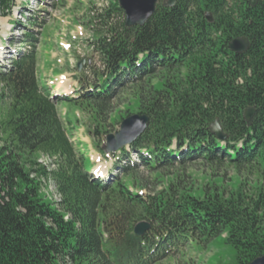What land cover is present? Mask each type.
Returning <instances> with one entry per match:
<instances>
[{
    "label": "trees",
    "instance_id": "obj_1",
    "mask_svg": "<svg viewBox=\"0 0 264 264\" xmlns=\"http://www.w3.org/2000/svg\"><path fill=\"white\" fill-rule=\"evenodd\" d=\"M164 1L144 26L127 28L117 0L91 21L103 31L94 43L102 67H90L92 79L81 71L80 95L68 101L86 115L94 149L103 153L125 117L150 119L129 147L139 163L126 153L109 181L88 171L59 99L43 87L36 35L22 34L31 50L0 65V264H161L218 238L233 264L264 256V0ZM13 6L0 0V18ZM241 37L250 47L233 53L229 43ZM43 154L59 159L51 174L59 204L41 190ZM197 162L212 172L201 186L187 172ZM142 168L155 175L151 187ZM224 168L234 172L227 184L216 176ZM142 221L152 229L139 237Z\"/></svg>",
    "mask_w": 264,
    "mask_h": 264
},
{
    "label": "rangeland",
    "instance_id": "obj_2",
    "mask_svg": "<svg viewBox=\"0 0 264 264\" xmlns=\"http://www.w3.org/2000/svg\"><path fill=\"white\" fill-rule=\"evenodd\" d=\"M110 1L112 2L114 0H15L12 9V16L0 19V65L9 64L10 60L15 56V52L20 48L19 42L22 40V33L31 31L38 36L39 44L37 48L40 47L43 36L45 44L41 47L42 51L40 59H43V61L47 59L49 60L52 48L54 53V56L51 59L54 64L52 68L55 69V72L53 73L56 74V72H61L60 76L57 77L58 79L56 78V81L54 80L52 83L50 81L52 71L50 73L48 71L45 73V77L40 76V78L43 82L46 81V84L55 90V94H59L58 92H60L56 91V88L66 86L67 91H65V94L72 98L75 94L72 90L77 88L78 85H75L76 77L74 73L76 72L69 67L66 59L74 57V60L79 61L78 58L80 52L82 56L85 55L87 59H90L89 62H91L93 66H96L97 68L101 67L102 64L101 59H99V54L93 53L89 45H93L98 32L100 33L103 31H101L100 25L98 28L95 26L92 28V24L88 23L91 22L88 16L90 8H96L97 10L105 8L109 5ZM116 20L121 21L119 18H116ZM32 22H37V24L32 25ZM16 23H18V25H16ZM80 33L83 36L82 40L77 43L72 42L74 36H77L78 39V34ZM48 34L53 38L51 40V48L47 42ZM70 34H72V36ZM57 43L60 46L59 49ZM67 48H69V50H67ZM38 52L40 53V50H38ZM60 59H62L61 63L58 62ZM61 66L63 68H60ZM42 68L43 64L41 65V69ZM89 70L90 69L88 68L86 73L89 76H92ZM64 72L73 74L71 76L72 80L68 79L70 78L68 75L62 76ZM71 86L73 89H69ZM69 106L70 103L64 101L60 107V112L64 114L65 119L66 110H71ZM125 107H127V103H119L116 112H124L125 110L123 108ZM81 119H83L82 114ZM76 126L77 128L72 129V131L77 137L81 138V144L89 147L92 160L98 162L99 165L104 164L100 155L97 156V154H95L92 141L87 137L84 126L80 123L76 124ZM119 127V125H116L111 133H114L115 130H119ZM80 148L82 149V146H80ZM91 156H88V150H86V159H90ZM88 162L87 168L90 172L91 164ZM209 169L210 168L208 167H203L200 162H197L194 167L191 170H187V172L190 173V175H193L198 181L196 184L201 186L207 175L212 174ZM141 176L144 181L149 180L148 186L150 187L152 185L151 181L155 182V175L149 173L144 168L141 170ZM168 176L171 177L170 175ZM216 176H225V184H227L229 178L234 176V172L232 170L226 171L224 168L220 172H217ZM253 180H255V178H253ZM249 182L253 184L252 181ZM48 190L52 191L54 200L59 199L52 184H50ZM143 192H147V190H144ZM232 259L233 254L231 248L224 243L223 238H218L211 241L207 246L198 247V245L189 243L184 250H181L180 255L169 256L164 262H162V264H233Z\"/></svg>",
    "mask_w": 264,
    "mask_h": 264
},
{
    "label": "water",
    "instance_id": "obj_3",
    "mask_svg": "<svg viewBox=\"0 0 264 264\" xmlns=\"http://www.w3.org/2000/svg\"><path fill=\"white\" fill-rule=\"evenodd\" d=\"M250 6L254 7L257 5L258 0H247ZM119 6L125 12L126 27L132 28L135 26H144L147 21L154 15L156 10V3L158 0H118ZM175 0H168L163 3L165 7H173ZM207 19L212 21V16L207 13ZM250 47V42L245 37L233 39L230 42L229 48L233 53L243 54ZM83 61L78 64V69H81ZM255 108L251 107L245 110L244 117L249 124L252 123L255 114ZM147 115H131L125 118L120 126L119 131L114 134H109L106 137V142L101 149L107 154L115 153L122 147L132 144L141 134L148 128L150 121ZM212 132H214L220 140L226 139V136L221 131L219 122L216 121L212 126ZM151 230V225L147 222H141L136 224L134 231L138 236H142L147 231ZM250 264H264V256L254 259Z\"/></svg>",
    "mask_w": 264,
    "mask_h": 264
},
{
    "label": "crops",
    "instance_id": "obj_4",
    "mask_svg": "<svg viewBox=\"0 0 264 264\" xmlns=\"http://www.w3.org/2000/svg\"><path fill=\"white\" fill-rule=\"evenodd\" d=\"M49 35V34H48ZM50 36V35H49ZM53 38L52 37H49V39H48V42H50V47L52 46V42H51V40H52ZM53 52V51H52ZM54 56V53H53V55L51 56V58L50 59H52V57ZM44 60L45 62H44V67L42 68L43 69V71L45 72V73H47L48 71H49V73L52 71V67L50 66V67H48L49 65L48 64H50L51 63V60ZM51 65V64H50ZM55 72V71H54ZM52 75V74H51ZM50 75V76H51ZM58 90H62V91H64L63 90V88L61 89H58Z\"/></svg>",
    "mask_w": 264,
    "mask_h": 264
},
{
    "label": "bare ground",
    "instance_id": "obj_5",
    "mask_svg": "<svg viewBox=\"0 0 264 264\" xmlns=\"http://www.w3.org/2000/svg\"><path fill=\"white\" fill-rule=\"evenodd\" d=\"M100 172H101V174H102V170H101Z\"/></svg>",
    "mask_w": 264,
    "mask_h": 264
}]
</instances>
